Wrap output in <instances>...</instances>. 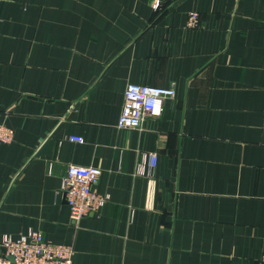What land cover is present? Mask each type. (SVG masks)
<instances>
[{
    "label": "crops",
    "instance_id": "crops-1",
    "mask_svg": "<svg viewBox=\"0 0 264 264\" xmlns=\"http://www.w3.org/2000/svg\"><path fill=\"white\" fill-rule=\"evenodd\" d=\"M131 83L176 89L142 130L118 127ZM0 123V242L36 230L74 264L264 255V0H0ZM70 165L109 195L78 223Z\"/></svg>",
    "mask_w": 264,
    "mask_h": 264
},
{
    "label": "built area",
    "instance_id": "built-area-1",
    "mask_svg": "<svg viewBox=\"0 0 264 264\" xmlns=\"http://www.w3.org/2000/svg\"><path fill=\"white\" fill-rule=\"evenodd\" d=\"M197 12L189 13L188 26H200ZM176 96L174 86L158 87L129 84L125 91L122 113L118 121L120 129L142 130L148 117H156L163 111L166 100ZM15 132L0 123V143L9 144ZM72 142L83 143L80 136H71ZM157 166V154H149V167ZM103 170L96 166L70 165L62 180L71 219L80 222L86 216L97 214L109 201V195L99 194L96 186ZM75 250L72 245L57 244L46 240L39 231H31L19 238L7 236L0 242V264H74ZM259 264H264V255Z\"/></svg>",
    "mask_w": 264,
    "mask_h": 264
}]
</instances>
